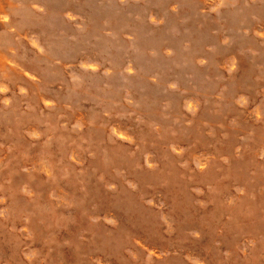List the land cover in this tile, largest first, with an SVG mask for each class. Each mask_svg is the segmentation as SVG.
<instances>
[{
    "label": "rangeland",
    "instance_id": "rangeland-1",
    "mask_svg": "<svg viewBox=\"0 0 264 264\" xmlns=\"http://www.w3.org/2000/svg\"><path fill=\"white\" fill-rule=\"evenodd\" d=\"M9 2L0 264L246 260L264 0H29L27 27Z\"/></svg>",
    "mask_w": 264,
    "mask_h": 264
},
{
    "label": "bare ground",
    "instance_id": "bare-ground-1",
    "mask_svg": "<svg viewBox=\"0 0 264 264\" xmlns=\"http://www.w3.org/2000/svg\"><path fill=\"white\" fill-rule=\"evenodd\" d=\"M25 1V5L24 6V10L21 11V14L22 16L24 17V21H23V27H27L28 26V18H29V15H30V11H29V0H24ZM122 1V0H121ZM139 1V0H138ZM211 1V0H210ZM214 1V0H213ZM2 2L5 4V7L0 9V28H6L7 26V22H8V17L10 18L11 14L15 11V7L13 6V9H12V6L9 2V0H2ZM251 2V1H250ZM256 2V1H255ZM129 3V2H128ZM132 3V2H131ZM168 3V2H167ZM232 3V1H231ZM235 3V2H234ZM252 3V2H251ZM262 3V2H261ZM237 4V3H235ZM248 4V3H247ZM255 4V3H254ZM232 5V4H231ZM238 5V4H237ZM248 6V5H247ZM221 8V7H220ZM232 8V6H231ZM109 9V8H108ZM81 17V16H80ZM72 18V16H71ZM78 18V17H77ZM11 20V19H10ZM73 21V20H72ZM155 21V20H154ZM10 22V21H9ZM160 23V22H159ZM199 27V26H198ZM257 31V30H256ZM264 31V30H263ZM25 34V33H24ZM264 35V34H263ZM230 39V38H229ZM153 40V39H151ZM39 49V48H38ZM139 52V51H137ZM0 64L1 66H6L10 64V60L7 58V57H4L2 54H0ZM74 64V63H73ZM81 64V63H80ZM131 67V66H130ZM225 68V67H224ZM9 69L14 72V73H17V70L15 69V67H12L10 65ZM132 70V69H131ZM22 71V70H21ZM24 72V74H26L27 76V72L26 71H22ZM29 81V80H28ZM31 82V81H30ZM35 84V83H34ZM175 88V87H174ZM22 91V90H21ZM195 91V90H194ZM208 91V90H207ZM176 92V90H175ZM21 93V92H20ZM185 93V92H184ZM34 94V93H32ZM6 95V94H4ZM30 99V98H28ZM20 101V100H19ZM211 102V101H210ZM188 103V102H187ZM190 103V102H189ZM256 103V102H255ZM195 104V103H194ZM46 106V105H44ZM187 106V105H186ZM12 107V105H11ZM196 108V107H195ZM4 109V108H3ZM189 111V110H188ZM184 116V115H183ZM196 116V115H195ZM21 117V116H20ZM204 126V125H203ZM120 134V133H119ZM238 135V134H237ZM221 141V140H220ZM224 145V144H223ZM223 148V147H222ZM121 151V150H120ZM218 152V151H217ZM221 152V151H220ZM264 156V155H263ZM208 157V156H207ZM241 157V156H240ZM242 160V159H241ZM260 160V159H259ZM248 161V160H247ZM264 161V159H263ZM254 162V160H253ZM252 163V162H251ZM256 165V164H255ZM228 166V165H227ZM260 166H262L260 164ZM263 167V166H262ZM252 169V168H251ZM248 170V169H247ZM261 171V169H260ZM225 172V171H224ZM240 173V171H239ZM230 174V173H229ZM243 174V173H242ZM253 175V174H252ZM264 176V175H263ZM256 178V177H255ZM247 179V178H246ZM261 179V178H260ZM244 180V179H243ZM242 180V181H243ZM256 180V179H255ZM259 180V179H257ZM256 180V181H257ZM264 181V179H263ZM262 181V182H263ZM229 182V181H228ZM238 182V181H237ZM245 182V181H244ZM248 183V182H246ZM236 184V183H235ZM250 184V182H249ZM264 184V182H263ZM248 186V185H247ZM243 187V186H242ZM236 188V187H235ZM264 188V187H263ZM241 190V189H240ZM255 190V189H253ZM239 192V191H238ZM243 193V192H242ZM255 193V192H254ZM242 195H245V194H242ZM247 195V194H246ZM258 196V195H257ZM234 197V196H232ZM256 197V195H255ZM261 199H263L261 197V195L259 197H256L254 200H252L250 202V220L248 221V223L246 224L245 226V230L249 233V237L247 238V242H248V247L247 249H243V253L247 254V250L249 249L251 251L250 253V256L246 259V260H240L238 259L234 264H264V212H261L260 210V202H261ZM235 202V201H234ZM239 202V201H238ZM55 203V202H54ZM241 203V201H240ZM162 206V205H161ZM27 222V221H26ZM165 225V224H164ZM262 235L261 236V243L260 244H257L255 243L256 241V237L259 236V235ZM252 243V245L250 244ZM253 243H255L253 245ZM239 252H241V250L239 249ZM128 253V252H127Z\"/></svg>",
    "mask_w": 264,
    "mask_h": 264
}]
</instances>
